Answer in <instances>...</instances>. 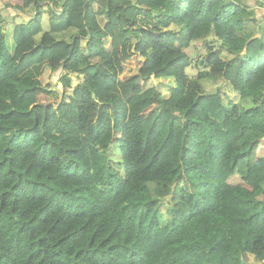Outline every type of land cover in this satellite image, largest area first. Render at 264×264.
Masks as SVG:
<instances>
[{
	"label": "trees",
	"instance_id": "1",
	"mask_svg": "<svg viewBox=\"0 0 264 264\" xmlns=\"http://www.w3.org/2000/svg\"><path fill=\"white\" fill-rule=\"evenodd\" d=\"M38 1L12 39L49 44L16 57L0 24V264L264 263V0H60L47 29ZM131 55L156 86L124 93Z\"/></svg>",
	"mask_w": 264,
	"mask_h": 264
},
{
	"label": "rangeland",
	"instance_id": "2",
	"mask_svg": "<svg viewBox=\"0 0 264 264\" xmlns=\"http://www.w3.org/2000/svg\"><path fill=\"white\" fill-rule=\"evenodd\" d=\"M3 16L2 19L0 20V24L1 26L4 27V45L5 47L11 51V53H13L15 55L16 53V48L18 45H16L13 42L12 39V30L13 27L17 22L16 19H8L6 20L9 16H5V14L0 15ZM7 25V27H6ZM12 29V30H11ZM170 30H179L181 29L180 26H175L172 25L170 28ZM184 38H181L180 35L178 36H167V34L165 33V43L171 47H179L181 44H183L184 46H188L186 51L188 52L191 60H192V65L191 67L186 68V74L189 77H194L196 76L197 72L199 70H203V72H206V74H210V76L207 77L206 80H204L205 85L207 86L208 91H214L216 87H219L220 90L222 91V93L226 94V96H229V98L233 99L234 96H232V94H234L232 91H230L229 87L224 85L222 79L218 76L219 71L215 68H220L218 66H212L207 64H200L199 60L201 58H204L207 55L208 52V47L205 43L203 42H192L189 43V41H186V37L183 36ZM184 39V40H181ZM211 39V38H210ZM212 40V39H211ZM30 41H34L36 43H41V44H45V43H50V38H48L46 36L45 31L40 32L39 34H37L36 36L32 37L31 39H28L25 42H30ZM29 47V46H27ZM217 47V46H215ZM226 58H223V61H226ZM120 60L123 61V74L121 75V89L124 90V93H130V94H135L139 91H141L142 89L146 88V87H153L157 85V81L153 78H148V79H137V71H138V67L140 65L141 62V58L137 59L136 55H131L129 58H125L124 56L120 57ZM218 71V72H217ZM60 74H58L57 72H52V70H50L49 68H46L43 74V82L44 84H50V82L55 81V79L57 80L58 76ZM44 97V96H43ZM45 100V99H43ZM46 101V100H45ZM73 120L75 124H78V121L76 119L75 114L73 115ZM47 131L50 132L51 131V127L49 125H47ZM119 139L120 137L118 136L116 138V141L113 143L112 148L110 150L111 156L113 159L115 160H120V149H119ZM262 147H264V144H262ZM264 217V214L261 218ZM260 221L263 220L262 223H259L258 221H254L255 223H251L254 226H262L264 224V218L261 219Z\"/></svg>",
	"mask_w": 264,
	"mask_h": 264
},
{
	"label": "crops",
	"instance_id": "3",
	"mask_svg": "<svg viewBox=\"0 0 264 264\" xmlns=\"http://www.w3.org/2000/svg\"><path fill=\"white\" fill-rule=\"evenodd\" d=\"M30 1L31 0H0V15L5 14V16H9L6 20L16 19L18 23H23L25 21H28L32 19L36 14V7L33 6L32 5L33 3L31 4ZM37 5L39 7V10L43 13L42 15L43 27L44 29H47L49 18L55 16L58 10L60 9V0H39ZM2 17L3 16H0V20L2 19ZM117 30L118 27L115 25H107L105 27V31L108 34V46H110L112 50L121 47V45L118 42ZM46 36L48 37L47 33ZM36 44H41V43H36L34 41L24 42L22 45L17 46L15 56L18 57L23 52L31 49ZM45 44H49V42ZM66 51L67 50H64L63 52H60L55 57H53L50 60V65H48L46 68H49L51 70V68L54 65L62 62L63 57L67 53Z\"/></svg>",
	"mask_w": 264,
	"mask_h": 264
},
{
	"label": "water",
	"instance_id": "4",
	"mask_svg": "<svg viewBox=\"0 0 264 264\" xmlns=\"http://www.w3.org/2000/svg\"><path fill=\"white\" fill-rule=\"evenodd\" d=\"M240 264H244V262L243 261H241V263Z\"/></svg>",
	"mask_w": 264,
	"mask_h": 264
}]
</instances>
